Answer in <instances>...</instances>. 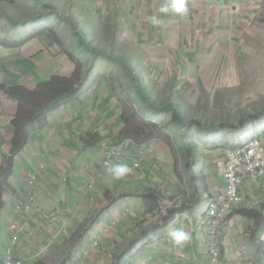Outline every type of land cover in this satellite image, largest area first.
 Returning a JSON list of instances; mask_svg holds the SVG:
<instances>
[{"label": "crops", "instance_id": "1", "mask_svg": "<svg viewBox=\"0 0 264 264\" xmlns=\"http://www.w3.org/2000/svg\"><path fill=\"white\" fill-rule=\"evenodd\" d=\"M257 1L186 0L188 12L180 15L157 12L166 0H52L47 5L57 21L68 28L57 21L40 28L48 23L47 15L41 16L46 23L39 18L29 23L7 16L11 33L24 30L26 25H38L27 36L40 29L44 33L32 35L18 48L0 45V85L34 91L54 76L71 78L76 66L68 54H73L81 66L85 64L86 71H97V61L92 70L87 68L92 55L81 45L80 33L84 30L79 23L83 22L90 41L102 28H109L112 35L103 37V41L117 38L145 54L147 74H161L166 87L173 81L177 97L198 99L201 89L211 98L216 89L239 86L234 73L244 52L248 21L260 10ZM57 9L65 14L60 17ZM153 14L163 19V25L150 24L148 18ZM57 24L63 25L62 30ZM10 32L0 39H26L25 35L10 38ZM123 55L138 57L131 49ZM116 90L120 89H113L104 75L94 78L78 97L49 113L43 125L35 124L30 129L28 144L13 160L11 191L0 200V264H5L9 251L23 264H115L143 233H147V239L123 257V264H209L207 232L197 218L209 197L225 186L217 162L215 170L208 165L203 168L201 185L206 193L201 197L206 200L199 213L196 205L201 200L194 193L193 181L184 184L179 177L183 162L160 141L135 144L114 163L127 164L131 173L115 180L109 172L114 164L106 162L104 143L116 145L125 127L122 105L127 102ZM18 110V103L0 92V169L10 157L15 137L12 122ZM35 173L39 177L36 205L28 214L16 211L18 201H27L25 183ZM92 182L96 186L91 189ZM244 191L251 193L250 200L256 202V211L261 213L264 179L248 182L241 189ZM179 208L184 211L169 216ZM167 217L166 230L157 232L154 228L163 226ZM11 220L27 227L17 246L10 241ZM170 228H183L190 233V241L175 245L166 235ZM252 228L254 222L239 214L229 218L222 229L221 264L259 263L263 255L251 241ZM261 238L264 242V233Z\"/></svg>", "mask_w": 264, "mask_h": 264}, {"label": "rangeland", "instance_id": "2", "mask_svg": "<svg viewBox=\"0 0 264 264\" xmlns=\"http://www.w3.org/2000/svg\"><path fill=\"white\" fill-rule=\"evenodd\" d=\"M51 2L52 0L0 1V36L7 37V34L11 31L7 16L14 18L16 21L22 20L23 22L28 21L32 23L34 21L32 18H39L38 21H42L43 17L41 16L47 15L48 23H46L47 19H44L42 22L46 23V25L42 24L40 28L52 26L51 24L57 21V17L47 5L51 4ZM257 2L260 10L254 18L248 21L244 52H242L240 57L238 72L234 73V82L239 84V86L216 89L214 90L215 93L213 92L210 95L211 98L207 95V90L200 89L198 99L193 97L183 99L176 96V85L172 86L174 85L173 81L170 82L169 87H166L164 84L162 85L165 81L160 77L161 74H158V77L157 74L153 76L148 74L147 85L154 90L158 98V105L166 106L171 102L180 105L184 116L183 120L185 124L183 126L175 125L171 121L170 115L162 117L150 115L140 102L122 105L123 113L125 112L128 115L134 127L138 126L140 134L144 133L143 131L149 130L146 123H153L155 125L154 128L157 129L159 137L157 141L170 146L173 154L178 157L180 162H183L182 167L179 165V168L181 167L179 177L184 184H187V181L193 178L198 182V187L202 189L203 185H201V181L204 178L203 168L205 166L208 165L212 170H215V163L222 157L224 149L235 146V142L238 140H242L241 142H243L251 136L259 135L264 131V115L263 120L260 122L252 123L246 121L245 129L240 132H229L228 129H216L223 124L236 125L239 121L246 120L248 116L259 115L264 111V0H258ZM62 12L65 14L64 10L59 9L57 11L60 17L64 15ZM6 21L7 25L4 24ZM57 23L63 24L68 28L64 22L61 23L58 20ZM63 25L57 24L58 30H62ZM79 25L84 30V34H87L84 23L80 22ZM37 26L35 25V27ZM35 27L29 28L26 25L23 27L24 30H18L14 33L10 32V38H23L29 30L33 31ZM101 31L100 34H96L94 38H91L90 42H93L92 45L96 47L94 52L85 51L92 55L87 59L89 63L87 68L92 70V67L98 63V66L95 68L97 71L93 73L86 71L84 64L82 66V70L85 72L83 73V78L88 83L93 81L94 78H100L104 75L107 79L115 81L118 88H120V94L124 90H128L131 95H134V84L129 79L127 81L126 75H122L124 71L117 66V64H121L119 58L107 50L110 57L108 59L105 58V60L101 59L98 44L101 42L111 46V43L103 41V37H110L112 35L109 28H102ZM128 49L132 50L133 47L131 45H123L122 48L119 47L118 52L123 53ZM96 56H98L97 60H95ZM132 59L138 60L139 58ZM82 61L86 63L85 58ZM121 66L128 72L133 69L131 66L122 64ZM191 92L193 91L190 90L189 93ZM123 97L126 98L125 96ZM192 120H199L200 123L204 124L205 127L203 128L206 133L200 134L197 127L190 122ZM185 133L195 142L194 145L197 147L196 156L190 160L192 168L190 167L189 169H186L184 165L188 161L182 139ZM200 200L196 205V212L198 213L202 211L206 197L200 196Z\"/></svg>", "mask_w": 264, "mask_h": 264}, {"label": "trees", "instance_id": "3", "mask_svg": "<svg viewBox=\"0 0 264 264\" xmlns=\"http://www.w3.org/2000/svg\"><path fill=\"white\" fill-rule=\"evenodd\" d=\"M53 11L54 8H52ZM72 19V18H71ZM77 22L75 21V24ZM74 29L76 25H73ZM43 32L44 30L40 29L36 33ZM34 33V34H36ZM32 34V35H34ZM32 35L25 37L26 39H21L19 41H7L0 39V45L7 48H18L23 46L27 41L33 38ZM81 36V45L84 47V52L93 51L96 47H93L87 34L80 33ZM29 37V38H28ZM111 46L109 44L100 43L98 46L102 47L99 50L101 54V59L105 60L110 57L107 50L112 53L114 56H117L120 60V63L125 66H131L133 69L131 71H125L121 64H117L119 69L122 71V75H126L127 81L128 79L134 84L135 90L134 95L128 92V90H124L120 95L125 96L124 98L127 103L131 104L132 102H140L143 105V108L152 116L162 117L165 115H170L171 121L177 126H183L184 116L180 105L175 102H171L169 105L161 106L158 105V98L153 89L149 87L147 80V72L146 66L144 65L145 54L138 52L135 47H133V51L138 53V60H133L128 55H123V53H119V47H123L124 43L119 42L117 38L110 40ZM127 53V50L124 51V54ZM68 58L74 65L76 66V70L71 78H65L61 76H54L49 81L42 82L38 88L34 91H31L22 86H5L0 85V92L6 96L9 100L16 101L19 105L18 113L15 119L12 122V126L15 130V137L12 141V150L10 153V157L6 160V166L0 169V200L3 197L4 193L7 191H11V186L9 183V179L13 174V160L15 155L19 154L28 144L30 139V129L35 124L43 125L47 121V116L49 113L53 112L57 108H59L63 103L68 102L70 100L78 97L84 88L86 87V80L83 78V70L81 63L77 60V58L73 54H68ZM98 56L95 57L97 60ZM125 66H123L125 68ZM111 86L114 89H118L117 84L114 80L111 81ZM126 87V86H124ZM120 89V88H119ZM122 90V89H121ZM131 115V114H129ZM137 115V114H136ZM264 111L259 115L248 116L246 120L239 121L236 125L231 124H223L217 127L222 130L228 129L229 132H240L245 129V122H260L263 120ZM123 119L125 122V127L119 134L118 143L121 144L127 140L134 141L137 145H146L152 141L157 140L158 131L153 123H146L149 127V130L143 131L144 133L140 134L138 126L134 127L128 117V115L124 112ZM133 120V119H132ZM197 129L200 131V134H205L206 131L203 127L204 124L200 123L199 120L190 121ZM142 129V128H140ZM183 143L186 149L187 156L189 159H193L196 156L197 152L195 147V142L191 140L187 133L183 135ZM241 143V142H240ZM234 147V146H232ZM186 169L192 168V164L190 162L185 164ZM193 181V189L196 195H203L206 193V190L202 187L200 189L196 184L195 179H191ZM1 207V204H0ZM183 208H179L178 210H174V213H171L169 216L176 215L178 212H183ZM241 215L247 220L254 222V228L250 229V237L251 241L257 245L258 249L262 252V259L258 264H264V242H262V235L264 233V215L259 212H254L253 210H237L234 215ZM174 215V216H175ZM231 216V217H232ZM169 217L164 218L163 226H157L154 229L158 232L159 230H166L165 228L168 225ZM154 231V230H152ZM148 237L147 233L141 234L136 240H134L130 246L124 251V253L119 256L116 260L115 264H123L124 256H127L130 251H132L140 242L146 240Z\"/></svg>", "mask_w": 264, "mask_h": 264}, {"label": "built area", "instance_id": "4", "mask_svg": "<svg viewBox=\"0 0 264 264\" xmlns=\"http://www.w3.org/2000/svg\"><path fill=\"white\" fill-rule=\"evenodd\" d=\"M135 142L127 140L121 144L110 145L104 143L106 150V162L114 164L120 161L125 154L133 150ZM138 168L139 164H135ZM216 168L223 178V189L211 195L205 206V210L197 218V222L206 229L209 240V264H221L222 229L227 225L229 218L240 208L256 211V202L250 200L251 193L241 192L250 181L264 179V131L259 135L251 136L239 145L224 150V156L217 161ZM39 182L38 175L31 174L25 183L27 201H18L16 211L31 213L36 205V187ZM96 182L90 184L94 188ZM261 213L264 215V205ZM257 212V211H256ZM194 226L197 224L192 220ZM197 227V226H196ZM27 227L11 220L9 223V236L13 246H17L21 236L25 234ZM5 264H23L16 259L12 252H8Z\"/></svg>", "mask_w": 264, "mask_h": 264}, {"label": "clouds", "instance_id": "5", "mask_svg": "<svg viewBox=\"0 0 264 264\" xmlns=\"http://www.w3.org/2000/svg\"><path fill=\"white\" fill-rule=\"evenodd\" d=\"M170 11L180 15L186 14L188 12L186 0H166V2L157 9L158 13L164 14ZM148 19L150 24L154 26L163 25L164 23L163 19L156 14H153ZM131 171L132 169L127 164L123 163L109 166V172L115 180H120L124 178L126 175L130 174ZM166 235L168 239L177 246L185 245L190 241L191 238L190 233L186 232L183 228H170L167 231Z\"/></svg>", "mask_w": 264, "mask_h": 264}]
</instances>
